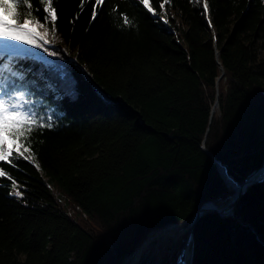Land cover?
I'll list each match as a JSON object with an SVG mask.
<instances>
[{
    "label": "trees",
    "instance_id": "1",
    "mask_svg": "<svg viewBox=\"0 0 264 264\" xmlns=\"http://www.w3.org/2000/svg\"><path fill=\"white\" fill-rule=\"evenodd\" d=\"M208 2L205 18L197 0H150L155 16L106 0L92 20L89 3L56 0L48 51L17 63L21 90L54 126L25 144L34 159L3 162L16 187L0 179V264H121L150 232L230 200L202 144L238 183L261 166L264 0ZM113 7L134 26H118ZM190 247V264H264V180L230 215L203 214Z\"/></svg>",
    "mask_w": 264,
    "mask_h": 264
},
{
    "label": "snow or ice",
    "instance_id": "2",
    "mask_svg": "<svg viewBox=\"0 0 264 264\" xmlns=\"http://www.w3.org/2000/svg\"><path fill=\"white\" fill-rule=\"evenodd\" d=\"M55 2L56 0H35L34 6L33 0H0V179L12 181V188L16 187V181L5 170L3 162L12 164L19 159H34V154L25 144L31 145L40 130L54 126V116L48 115L45 118L43 114L34 111V102L26 91L21 90L26 87L23 83L25 76L17 68V63L30 54V48L23 46L39 49L51 43L46 37L50 32L53 36L56 34L58 15ZM169 2L170 0H157L156 6L164 10L165 4ZM201 2V14L207 18L209 2L197 0V4ZM85 3L90 4L91 19L95 20L106 0H80V12L85 10ZM135 3L142 6V10H146L148 14L157 15L150 0H135ZM110 13L118 26H134L133 19L127 14L119 13L117 8H111ZM158 18L165 24L169 22L166 15H159ZM207 24L211 27L210 19ZM48 25H51L50 29ZM44 51L47 52L48 49L44 48ZM49 54L57 56L58 52L52 51ZM26 152L30 154L26 155ZM14 194L17 198L22 196L20 191Z\"/></svg>",
    "mask_w": 264,
    "mask_h": 264
},
{
    "label": "rangeland",
    "instance_id": "3",
    "mask_svg": "<svg viewBox=\"0 0 264 264\" xmlns=\"http://www.w3.org/2000/svg\"><path fill=\"white\" fill-rule=\"evenodd\" d=\"M24 47L27 48L29 46L25 45ZM261 54L264 55V52ZM55 194L58 196L60 203L63 206H67L66 209L69 213L73 214L76 212V209L64 202L62 195L60 196L58 193ZM187 228L188 226L186 227L182 223L173 225L169 224L162 229L150 232L137 250L124 259L121 264H136L144 257L155 258V263H157V261H159L164 255H166V260L170 261L172 255L178 252V245L181 243L180 241L184 239L183 236L187 231Z\"/></svg>",
    "mask_w": 264,
    "mask_h": 264
},
{
    "label": "water",
    "instance_id": "4",
    "mask_svg": "<svg viewBox=\"0 0 264 264\" xmlns=\"http://www.w3.org/2000/svg\"><path fill=\"white\" fill-rule=\"evenodd\" d=\"M201 148L203 149V151L205 153H207L211 157L212 161L216 164V167L219 170V173L222 176L223 180H224V177L221 173L222 172L221 169L223 170L224 174H226L227 176L232 178L229 174H227L225 166L213 156L211 151L206 149L204 144H202ZM260 169H261V166L255 170L251 171L240 183L234 181L235 183L238 184V187H237L236 191L232 194L230 200L224 206H217L213 201H206L197 209V211L193 214V216L191 217V219L188 223L187 234H186V237H185L184 242H183L182 247H181L180 261L182 263H184L185 250L188 248L189 242L192 241V239H193V230H194V226H195L197 220L206 212H213V213H216L222 217L230 215L232 213V210H233V207H234L236 201L244 193V191L247 189V187L254 184V183H258V182H261L264 180V170L259 172ZM191 258H192V249H190V258H189L188 264H190Z\"/></svg>",
    "mask_w": 264,
    "mask_h": 264
},
{
    "label": "bare ground",
    "instance_id": "5",
    "mask_svg": "<svg viewBox=\"0 0 264 264\" xmlns=\"http://www.w3.org/2000/svg\"><path fill=\"white\" fill-rule=\"evenodd\" d=\"M262 170H264V158H263V161H262V164H261V169L259 172H261ZM221 173L224 177V180H225V183L227 185V187L232 191V193H234L238 187V184L234 182V180L232 178H230L229 176H227L226 174H224L223 170L221 169ZM225 204L223 205H218V206H224ZM190 244H191V241L189 242V245H188V248L185 250V253H184V263H182L180 261V251H181V248L177 254V258L174 262H172V264H188L189 262V258H190ZM182 247V246H181Z\"/></svg>",
    "mask_w": 264,
    "mask_h": 264
}]
</instances>
